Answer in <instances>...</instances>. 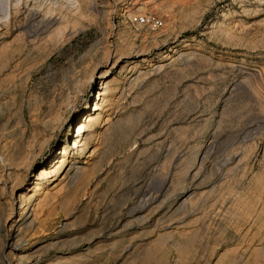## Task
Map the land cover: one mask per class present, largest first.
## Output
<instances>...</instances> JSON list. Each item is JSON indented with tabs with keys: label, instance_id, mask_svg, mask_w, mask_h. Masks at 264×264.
<instances>
[{
	"label": "rangeland",
	"instance_id": "374dc122",
	"mask_svg": "<svg viewBox=\"0 0 264 264\" xmlns=\"http://www.w3.org/2000/svg\"><path fill=\"white\" fill-rule=\"evenodd\" d=\"M0 264H264V0H0Z\"/></svg>",
	"mask_w": 264,
	"mask_h": 264
},
{
	"label": "built area",
	"instance_id": "2783aa9c",
	"mask_svg": "<svg viewBox=\"0 0 264 264\" xmlns=\"http://www.w3.org/2000/svg\"><path fill=\"white\" fill-rule=\"evenodd\" d=\"M131 21L138 25L148 26L151 30H157L162 26V19L154 14L133 15Z\"/></svg>",
	"mask_w": 264,
	"mask_h": 264
},
{
	"label": "bare ground",
	"instance_id": "6f19581e",
	"mask_svg": "<svg viewBox=\"0 0 264 264\" xmlns=\"http://www.w3.org/2000/svg\"><path fill=\"white\" fill-rule=\"evenodd\" d=\"M80 129V127L78 128V130ZM77 130V131H78ZM79 140L78 139H74V142H73V147H72V149L73 150H75V149H77V150H81V147H80V144H79ZM64 153V151H62V154ZM70 162V161H69ZM63 163H64V158L63 159H61L60 160V162H59V164H58V166L55 168V170H53V171H49V172H46V174H45V178H46V180H54V179H56V175L59 173V170L61 169V167H62V165H63ZM71 166V165H70ZM70 168V167H69ZM75 170V169H74ZM69 172V171H68ZM39 176H41V173H39L38 174V176H37V180H39L40 179V177ZM37 185H38V183H37ZM36 185V186H37ZM39 187L40 186H38V189H39ZM24 197H23V194L21 195V199L19 200L20 201V204H23V202H24V199H23ZM28 205V204H27ZM20 207V206H19ZM25 207V205H23V207H21V209L23 210H25V209H27V207L26 208H24ZM22 216V214L20 215V217Z\"/></svg>",
	"mask_w": 264,
	"mask_h": 264
}]
</instances>
